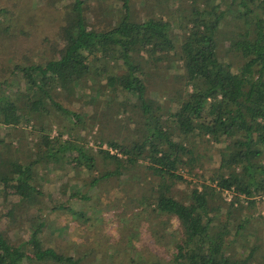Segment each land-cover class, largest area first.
Instances as JSON below:
<instances>
[{"label": "trees", "instance_id": "obj_1", "mask_svg": "<svg viewBox=\"0 0 264 264\" xmlns=\"http://www.w3.org/2000/svg\"><path fill=\"white\" fill-rule=\"evenodd\" d=\"M119 4L120 17L110 28L96 30L89 22L87 0L65 2L58 32L62 47L57 58L15 66L13 71L23 80L25 89L14 93V98L3 92L12 84H0V125L7 128L6 136L0 139V192L8 194L7 187L13 184L18 192L31 191L26 197H35L40 193L33 180L35 167L42 162H63L70 169L94 171L99 158L115 166L113 171L100 172V179H120L142 167L157 178L151 186L152 196L145 198L149 202L143 203L152 206L157 215L175 217L181 232L171 258L152 264H260L256 254L259 246H248L242 233L249 219L237 223L236 219L244 210H253L257 199L264 196V0H231L222 10L224 5L214 0H190L180 45L170 21L152 17L136 22L130 13L131 0H119ZM7 14L6 9H0V18ZM227 14L236 15L239 22L233 26L232 37L227 38L229 52L244 60L236 70L218 57V35ZM6 20L8 24L0 28V35L18 28L10 17ZM169 55L182 66L183 99L174 111L163 112L147 97L146 68L150 62L154 66L162 63ZM118 63L123 71L110 72ZM102 76L108 92L98 86L92 88L94 96L83 94L80 98L97 101L106 94L113 99L123 96L126 101L134 98L132 108L140 112L134 120L138 137L128 146L108 142L116 153L112 155L102 145L98 151L89 148L84 138L71 135V139H64L66 130H59L52 138L45 133L50 123L42 122L36 147L45 157L36 156L25 164L14 138L8 143L7 137L23 124L44 121L47 103L55 112L74 120L76 127H84L82 116L55 101L57 90L74 88L84 93L90 84L96 85L95 78ZM124 105L128 106L122 103L120 109L130 115ZM116 117L111 116L114 121ZM198 141L201 143L197 147ZM211 144L224 145V149L219 152L217 169L206 178L197 170L204 169ZM4 145L7 149L2 151ZM184 172L202 181L180 199L174 195L173 186L174 181L190 186ZM227 192L231 197L224 206ZM72 195L79 196L75 192ZM60 208L62 205L56 206ZM223 210L224 219L220 220ZM42 226L40 222L26 242L31 254L24 245L11 243L0 232V264H23L26 260L83 264L81 257L45 245L40 237ZM237 238L243 239L242 248L247 251L231 252V243ZM130 264L142 263L133 260Z\"/></svg>", "mask_w": 264, "mask_h": 264}, {"label": "rangeland", "instance_id": "obj_2", "mask_svg": "<svg viewBox=\"0 0 264 264\" xmlns=\"http://www.w3.org/2000/svg\"><path fill=\"white\" fill-rule=\"evenodd\" d=\"M214 1L224 5L221 10L231 4V0ZM65 2L70 3L71 0H0V9H6L9 13L0 18V28L8 24V17L18 27L0 35V84H12L3 91L7 96L14 98V93L25 89L23 80L13 71L15 66L37 65L57 58L62 47L58 32L63 23L60 17ZM119 5V0H87L91 27L96 30L110 28L120 17ZM130 5V13L136 22L152 17L170 21L172 34L178 39L177 45H180L184 34L183 25L191 8L190 0H131ZM236 17L227 14L218 35V57L235 70L244 63L241 57L228 50L227 38L232 37L235 32L233 26L239 23ZM181 70V63L171 55L156 66L150 62L146 68L147 97L153 99L163 112L174 111L183 99ZM109 71L118 74L123 69L118 63L117 67L112 66ZM95 79L96 85L90 84V89L87 88L84 93L74 88L58 89V96L55 97V101L65 109L82 116L84 127H76L74 120L55 112L47 103L45 109L48 114L44 121L23 124L20 130L7 137L8 143L14 138V146L20 148L25 164L36 156V159L45 157L44 152H39L36 147L41 136L37 130L43 123H50L51 127L45 133L52 138L58 136L59 130H66L68 132L64 139H71V135L81 137L87 140L88 147L94 151H98L102 145V149L109 150L112 155L116 153L108 142L128 146L138 137L134 120L140 117V112L132 108L136 104L134 98L126 101L123 96L113 99L108 94L106 96L109 97L101 96L97 101L91 97L80 98L83 94L94 96L92 88L98 86L108 92L104 76ZM122 103L128 104L124 107L130 115L120 109ZM112 115L117 116V120L114 121ZM6 134L7 128L0 125V139ZM196 143L198 147L201 142ZM6 149L5 145L2 146V151ZM223 149L224 145L211 146L204 159V169L197 172L207 178L217 169L219 152ZM97 159L98 168L94 171L70 169L63 162L38 164L33 180L40 193L35 194V197H26L31 191L25 189L18 192L13 184L7 187L8 194L0 192V232L11 243L24 245L31 254V247L26 242L32 230L43 222L40 232L43 243L65 255L81 257L83 264H130L133 260L152 264L156 260L168 261L176 251V243L181 240L179 222L175 217L157 215L151 210L152 206L143 203L148 201L145 198L152 196L151 186L157 178L141 167L120 179H100V172L113 171L115 166ZM64 167L66 170H62ZM183 176L190 181V186L183 181H174L173 186L174 195L180 199L187 197L192 185L202 181L186 172ZM73 192L79 196L72 195ZM229 195L228 192L224 194V206L229 202ZM257 200L253 210H244L240 216L237 214L236 223L246 217L249 219L247 230L242 233L248 246L255 243L259 246L257 260L264 264V196ZM57 205H62V208L56 209ZM69 208L76 213L72 214ZM222 212L220 220L224 219V210ZM243 243V239L237 238L231 243V252L247 251V248H242ZM23 264L48 263L26 260Z\"/></svg>", "mask_w": 264, "mask_h": 264}, {"label": "built area", "instance_id": "obj_3", "mask_svg": "<svg viewBox=\"0 0 264 264\" xmlns=\"http://www.w3.org/2000/svg\"><path fill=\"white\" fill-rule=\"evenodd\" d=\"M230 193H228V195H229ZM230 196V195H229ZM231 197V196H230ZM228 199H230V198H228Z\"/></svg>", "mask_w": 264, "mask_h": 264}]
</instances>
